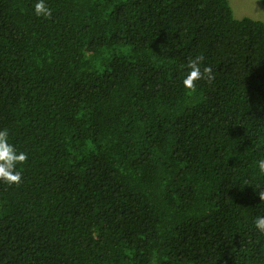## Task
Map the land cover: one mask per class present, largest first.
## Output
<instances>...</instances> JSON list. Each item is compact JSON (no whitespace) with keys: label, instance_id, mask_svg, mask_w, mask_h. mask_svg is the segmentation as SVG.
Listing matches in <instances>:
<instances>
[{"label":"trees","instance_id":"1","mask_svg":"<svg viewBox=\"0 0 264 264\" xmlns=\"http://www.w3.org/2000/svg\"><path fill=\"white\" fill-rule=\"evenodd\" d=\"M0 0V264H264V21L229 0ZM214 80L183 85L189 58Z\"/></svg>","mask_w":264,"mask_h":264},{"label":"clouds","instance_id":"2","mask_svg":"<svg viewBox=\"0 0 264 264\" xmlns=\"http://www.w3.org/2000/svg\"><path fill=\"white\" fill-rule=\"evenodd\" d=\"M35 15L46 19H51L52 10L47 5L46 0H37L34 5ZM203 62L202 56L189 58L187 67L188 74L183 80V85L191 92L197 89V81L199 80H214L215 75L211 66L201 68ZM8 129L0 130V181L8 185L19 186L22 183V172L17 170L18 165L26 164L29 156L27 152L18 151L14 144L9 142ZM259 172L264 174V159L257 162ZM260 200H264V191L258 193ZM255 227L257 230L264 232V216H257L255 220Z\"/></svg>","mask_w":264,"mask_h":264},{"label":"rangeland","instance_id":"3","mask_svg":"<svg viewBox=\"0 0 264 264\" xmlns=\"http://www.w3.org/2000/svg\"><path fill=\"white\" fill-rule=\"evenodd\" d=\"M236 18L250 16L264 21V0H229Z\"/></svg>","mask_w":264,"mask_h":264}]
</instances>
